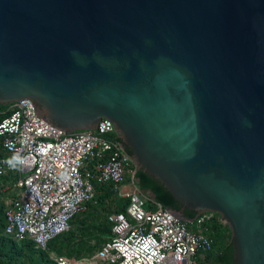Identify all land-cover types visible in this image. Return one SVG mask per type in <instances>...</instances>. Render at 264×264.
<instances>
[{
    "label": "water",
    "instance_id": "obj_1",
    "mask_svg": "<svg viewBox=\"0 0 264 264\" xmlns=\"http://www.w3.org/2000/svg\"><path fill=\"white\" fill-rule=\"evenodd\" d=\"M24 99L67 132L109 121L190 221L220 215L235 264H264V0H0V105Z\"/></svg>",
    "mask_w": 264,
    "mask_h": 264
},
{
    "label": "built area",
    "instance_id": "obj_2",
    "mask_svg": "<svg viewBox=\"0 0 264 264\" xmlns=\"http://www.w3.org/2000/svg\"><path fill=\"white\" fill-rule=\"evenodd\" d=\"M6 106L0 120L4 237L31 242L52 264H209L215 230L226 227L220 215L174 219L133 181L137 167L115 143L109 121L67 132L39 117L29 99ZM104 186L116 196L105 202L110 210L103 215L110 238L91 258L49 255V244L75 229Z\"/></svg>",
    "mask_w": 264,
    "mask_h": 264
},
{
    "label": "trees",
    "instance_id": "obj_3",
    "mask_svg": "<svg viewBox=\"0 0 264 264\" xmlns=\"http://www.w3.org/2000/svg\"><path fill=\"white\" fill-rule=\"evenodd\" d=\"M7 106L0 105V120L4 118L7 114L6 111ZM117 140L121 142V140L117 137ZM128 154H130V150L124 146ZM1 149V147H0ZM135 178L137 180V186L139 189L146 194L151 193L154 195V201L157 202L159 205H161L164 208L173 210V211H181L182 206L175 200V198L172 196V194L164 188L157 180L152 178L151 176L141 172L137 169L135 173ZM116 199V196L113 194V192L110 190L109 187H101L97 189V195L95 196L94 200L88 204V210H92L93 212H99V211H105L109 212V208L106 201H114ZM3 195L0 193V264H52L50 260H48L47 255L44 252H37L34 250L33 245L29 241H23L21 243H15L9 238H6L2 235L3 227H4V204H3ZM120 211H125L126 209V202L122 203L119 206ZM196 212L185 209L184 215L185 219L190 220L195 216ZM103 217V213H102ZM101 219V218H100ZM103 221L105 222V219L103 217ZM107 227H105V231L103 233H106L110 238V228L105 223ZM100 231V230H99ZM226 231H229V228L226 227H220L219 229L215 230L216 233V241L214 244V252L210 256V262L209 264H235L236 260V249L234 246L233 240L230 239L219 247V238H221L222 234ZM70 235L69 237L74 238L77 233H74V231H71L65 235ZM83 234L81 231L80 236ZM63 236L58 237L53 242H51L48 246V250L53 249L56 244L58 243V240L62 238ZM108 238V239H109ZM67 239V237H66ZM78 240V244H79ZM81 250L77 251L78 253ZM63 254V253H62ZM85 255V254H83ZM79 256H74L73 258H78ZM69 257V256H68Z\"/></svg>",
    "mask_w": 264,
    "mask_h": 264
},
{
    "label": "rangeland",
    "instance_id": "obj_4",
    "mask_svg": "<svg viewBox=\"0 0 264 264\" xmlns=\"http://www.w3.org/2000/svg\"><path fill=\"white\" fill-rule=\"evenodd\" d=\"M104 212L105 211H99L96 213L92 210H87L84 214L78 216L74 222L75 229L73 230L77 235L72 239L69 237V234L60 238L56 246L48 250L49 255L63 253V255L74 257L79 256V254H85V257L91 258L109 238L106 233H103L105 227H107L102 217V213L104 215ZM81 231L83 234L80 236ZM230 237L231 232H224L221 238H219L218 249H220ZM78 240H80L79 244L77 242ZM79 250L81 251L78 253L77 251ZM47 259L50 260L49 257Z\"/></svg>",
    "mask_w": 264,
    "mask_h": 264
},
{
    "label": "flooded vegetation",
    "instance_id": "obj_5",
    "mask_svg": "<svg viewBox=\"0 0 264 264\" xmlns=\"http://www.w3.org/2000/svg\"><path fill=\"white\" fill-rule=\"evenodd\" d=\"M185 209H186V208H183V207H182V208H181V211H180L183 217H185V215H184V211H185Z\"/></svg>",
    "mask_w": 264,
    "mask_h": 264
},
{
    "label": "clouds",
    "instance_id": "obj_6",
    "mask_svg": "<svg viewBox=\"0 0 264 264\" xmlns=\"http://www.w3.org/2000/svg\"><path fill=\"white\" fill-rule=\"evenodd\" d=\"M13 159H14V160H17V159H19V157H13ZM9 163H11V161H10Z\"/></svg>",
    "mask_w": 264,
    "mask_h": 264
},
{
    "label": "crops",
    "instance_id": "obj_7",
    "mask_svg": "<svg viewBox=\"0 0 264 264\" xmlns=\"http://www.w3.org/2000/svg\"><path fill=\"white\" fill-rule=\"evenodd\" d=\"M70 258H73V257H70Z\"/></svg>",
    "mask_w": 264,
    "mask_h": 264
}]
</instances>
